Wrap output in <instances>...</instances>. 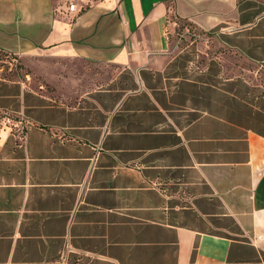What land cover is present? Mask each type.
Instances as JSON below:
<instances>
[{
  "label": "crops",
  "instance_id": "0c3cea01",
  "mask_svg": "<svg viewBox=\"0 0 264 264\" xmlns=\"http://www.w3.org/2000/svg\"><path fill=\"white\" fill-rule=\"evenodd\" d=\"M69 1L0 0L69 71L0 74V264H264V0Z\"/></svg>",
  "mask_w": 264,
  "mask_h": 264
},
{
  "label": "rangeland",
  "instance_id": "374dc122",
  "mask_svg": "<svg viewBox=\"0 0 264 264\" xmlns=\"http://www.w3.org/2000/svg\"><path fill=\"white\" fill-rule=\"evenodd\" d=\"M66 65L67 61L64 59L57 60L46 54L18 55L0 49L1 75L9 78L17 75L36 77V80L44 81L49 90H52V85H54L51 76L54 78L56 75L61 77L68 74Z\"/></svg>",
  "mask_w": 264,
  "mask_h": 264
},
{
  "label": "built area",
  "instance_id": "2783aa9c",
  "mask_svg": "<svg viewBox=\"0 0 264 264\" xmlns=\"http://www.w3.org/2000/svg\"><path fill=\"white\" fill-rule=\"evenodd\" d=\"M68 9L70 11H74V10H77L78 9V6H77V2L75 0H70L68 5H67ZM98 151H96V154H97ZM95 157V156H94Z\"/></svg>",
  "mask_w": 264,
  "mask_h": 264
}]
</instances>
